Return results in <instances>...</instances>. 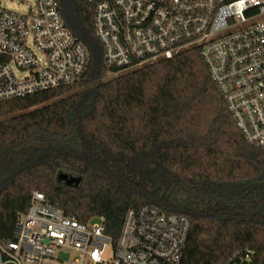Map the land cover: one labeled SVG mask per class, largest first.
Masks as SVG:
<instances>
[{"label": "trees", "instance_id": "trees-1", "mask_svg": "<svg viewBox=\"0 0 264 264\" xmlns=\"http://www.w3.org/2000/svg\"><path fill=\"white\" fill-rule=\"evenodd\" d=\"M58 2L90 61L73 84L0 101V245L39 191L79 221L103 216L114 239L130 206L189 216L180 264H264V150L245 139L201 50L106 78L94 5Z\"/></svg>", "mask_w": 264, "mask_h": 264}, {"label": "built area", "instance_id": "built-area-1", "mask_svg": "<svg viewBox=\"0 0 264 264\" xmlns=\"http://www.w3.org/2000/svg\"><path fill=\"white\" fill-rule=\"evenodd\" d=\"M32 2L18 13L0 0V101L73 84L90 61L58 0ZM89 2L107 77L197 47L245 139L264 150V0ZM190 228L189 216L143 204L127 209L114 239L103 216L79 221L34 191L0 264H63L66 249L70 264H180Z\"/></svg>", "mask_w": 264, "mask_h": 264}, {"label": "rangeland", "instance_id": "rangeland-1", "mask_svg": "<svg viewBox=\"0 0 264 264\" xmlns=\"http://www.w3.org/2000/svg\"><path fill=\"white\" fill-rule=\"evenodd\" d=\"M3 5L6 6L9 9H13L15 11H17L18 13H24L26 11H28V9L30 7H33V2L32 0H24V1H19V0H2ZM77 32V34H79L80 36H82V31H80L79 29L75 30ZM108 75L106 74V78ZM68 176V178H72L74 176H71L70 174L67 173H63L61 172L59 174V179L61 181H67V178L64 176ZM74 183V182H73ZM94 221V219L92 220ZM57 257L59 259L62 260L63 264H70V262L75 258L74 252L71 249H66L64 251H59V253L57 254ZM110 257H111V252L109 249L106 250L105 254H104V260L106 261H110Z\"/></svg>", "mask_w": 264, "mask_h": 264}, {"label": "water", "instance_id": "water-1", "mask_svg": "<svg viewBox=\"0 0 264 264\" xmlns=\"http://www.w3.org/2000/svg\"><path fill=\"white\" fill-rule=\"evenodd\" d=\"M64 177H66L67 178V182L68 183H76V184H78L79 182H80V178H75V177H72V178H68V176L66 175V176H64Z\"/></svg>", "mask_w": 264, "mask_h": 264}]
</instances>
